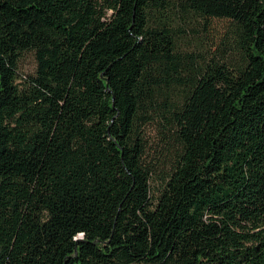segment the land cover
<instances>
[{
  "label": "trees",
  "instance_id": "16d2710c",
  "mask_svg": "<svg viewBox=\"0 0 264 264\" xmlns=\"http://www.w3.org/2000/svg\"><path fill=\"white\" fill-rule=\"evenodd\" d=\"M0 264H264V0H0Z\"/></svg>",
  "mask_w": 264,
  "mask_h": 264
},
{
  "label": "rangeland",
  "instance_id": "374dc122",
  "mask_svg": "<svg viewBox=\"0 0 264 264\" xmlns=\"http://www.w3.org/2000/svg\"><path fill=\"white\" fill-rule=\"evenodd\" d=\"M227 23L225 19H213L209 22L197 23L194 28L189 29L187 27L188 32L180 37V46L184 50H206L211 46L216 48L221 43V38L227 27ZM35 68L36 60L34 54L32 52L25 53L20 61V73L28 75L34 73ZM147 130L151 142H155V127L150 125Z\"/></svg>",
  "mask_w": 264,
  "mask_h": 264
}]
</instances>
